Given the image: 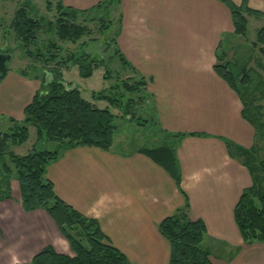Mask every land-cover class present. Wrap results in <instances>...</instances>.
<instances>
[{
	"label": "crops",
	"instance_id": "1",
	"mask_svg": "<svg viewBox=\"0 0 264 264\" xmlns=\"http://www.w3.org/2000/svg\"><path fill=\"white\" fill-rule=\"evenodd\" d=\"M62 1L88 9L101 0ZM226 1L264 11V0H117L110 8L115 48L128 62L123 65L127 77L145 78L150 122L162 140L168 137L176 145L180 186L164 166L139 151L152 146L129 147L117 139L118 133L108 150L88 145L64 149L47 167L57 195L96 218L131 264H169L171 243L159 223L187 201L188 217L206 224L203 244L211 251L212 264H264V241L246 243L234 215L242 191L253 180L225 140L250 148L258 133L244 118L236 90L214 68L226 39L232 46L238 37ZM246 17L247 34L252 22L258 34L264 17ZM0 79V121H22L40 79L12 68ZM30 132L29 126V137ZM48 144L36 139L33 147ZM11 195L0 200V264H30L48 245L74 254L46 210L23 208L15 177Z\"/></svg>",
	"mask_w": 264,
	"mask_h": 264
},
{
	"label": "trees",
	"instance_id": "2",
	"mask_svg": "<svg viewBox=\"0 0 264 264\" xmlns=\"http://www.w3.org/2000/svg\"><path fill=\"white\" fill-rule=\"evenodd\" d=\"M117 0H101L88 9H78L66 5L62 0L57 1L55 21L44 17H33L26 5L19 7L14 16L12 27L23 47L25 55L40 56L43 60L57 62V53L48 49L59 48L55 41L45 46L41 51L38 46L37 32L45 24L51 31H56L62 41H78L89 33L86 25L78 23L82 18L86 21H100L102 31L112 26L104 23L105 17L100 18L93 12L105 6V12L110 13L111 6ZM233 19L234 33L246 37L248 20L246 13L264 17V11L252 8L243 9L226 1ZM53 3L47 0V9L51 10ZM114 43H115V39ZM82 44H86L82 43ZM264 45V26L258 31L257 40L249 50L238 45L232 59H227L226 49L218 50V62L215 70L236 90L243 103L242 114L251 122L256 131L264 128V112L261 101L264 98V80L249 64L251 61L261 64L264 61L254 56V49ZM34 46L35 50L29 47ZM116 46V43H115ZM257 46V47H256ZM264 57V47L259 48ZM4 52L11 53L8 48ZM120 57L123 65L128 64L125 57L116 47L114 53ZM48 55V56H47ZM76 65L82 77H90L93 71L105 64L92 54L80 50L73 52L65 61ZM105 69L104 77H110ZM22 72L25 74L22 70ZM51 77L41 80L39 89L31 102L24 108V119L20 122L10 118L11 125L7 130L0 127V200L11 198V179L16 178L20 185L21 204L26 211L37 208L46 210L57 223L62 235L67 239L73 255L57 252L52 246L44 247L36 254L30 264H131L128 257L114 246L100 227L96 218L88 217L60 198L55 192L54 183L46 177L48 165L56 160L64 149L79 145L96 146L105 150L114 144L116 134V114L111 106H120L123 90L133 93L147 86L145 78L133 76L118 79L107 89L93 92V98L108 102L105 108L98 107L94 102L85 99L80 89L67 82L59 65L50 72ZM253 75L258 83L253 81ZM122 88V89H121ZM113 90L115 91L114 93ZM110 91V93H107ZM29 125L37 132V142H55L59 149L50 150L41 145L34 146L26 154H17L11 147L24 143L29 138ZM198 134V133H192ZM230 153L238 157L249 169L252 185L244 188L236 204L234 215L236 223L246 243L264 241V155L256 152L255 146L245 148L233 141L225 140ZM139 151L148 154L164 166L175 178L178 186L181 184L179 161L176 155V145L170 144L167 138L161 144L153 147H143ZM189 202L177 210L175 214L166 216L159 223L160 232L171 243L169 264H212L211 251L203 244L206 236V224L202 219H191L186 213Z\"/></svg>",
	"mask_w": 264,
	"mask_h": 264
},
{
	"label": "rangeland",
	"instance_id": "3",
	"mask_svg": "<svg viewBox=\"0 0 264 264\" xmlns=\"http://www.w3.org/2000/svg\"><path fill=\"white\" fill-rule=\"evenodd\" d=\"M53 3V8L51 10L47 9V0H0V49H7L11 52L12 57L8 61L9 68L14 71L19 72L23 70L28 76L34 77L41 80L45 77L50 78L53 67L59 65L64 73V78L67 82L73 86H77L82 96L94 102L98 107L105 108L108 105L107 101L98 100L93 98L94 91H100L107 89L110 85H114L118 79H124L127 77L129 70L125 68L118 55H115V27H108L102 31L101 22L96 21H84L82 18L77 20L78 23L86 25L89 33L84 35L78 41H62L58 38L56 31H51L44 24L43 27L37 32L38 36V46L41 51L49 53L46 51L45 46H48L50 41H55L59 48L48 47L50 52L57 53V62L49 59L48 61L43 60L40 56H27L23 47L21 46L19 40L12 27V22L16 11L19 7L26 5L29 13L35 17H44L46 20L55 21L57 17V11L55 4L60 0H51ZM106 7L103 5L93 12L100 18L105 17L104 23H110L108 19L112 18V12L107 14L105 12ZM256 22H252L250 30L247 36L244 38L238 36L237 39H232V46H229L230 39H226L224 42V49H226L227 59H232L236 50L240 52L242 49H238V45H242L244 50H249L253 42L257 40V25ZM86 44H82L85 43ZM229 46V47H228ZM257 47V46H256ZM35 50L34 46L29 47ZM84 50L93 56L102 59L105 64L100 65L93 71L92 76L82 77L79 74L78 67L69 61L63 64L61 61H65L73 52H78ZM235 51V52H234ZM243 51V50H242ZM254 56H259L261 59L264 57L258 51V48L254 49ZM237 53V52H236ZM48 56V55H47ZM264 61V60H263ZM253 67L259 75H261L264 80V69L261 64L256 63V61H251L249 64ZM110 70L107 72L110 77H104L105 69ZM2 79H0V82ZM253 81L258 83V78L253 75ZM121 82V81H118ZM122 89V88H121ZM146 88L137 89L133 93L123 90L124 95L121 97L120 106H111V110L116 114V133H118L117 139H120L129 147L137 146H155L163 142L162 136L157 128H155L150 121H152L151 109L152 104L150 101V96L146 92ZM115 91L113 90L112 93ZM107 93H110L108 91ZM263 104L264 112V98L261 101ZM0 127L3 130H7L11 125V121L8 118H1ZM21 122V121H20ZM31 128L29 139L19 147H12L15 153L23 154L28 152V150L33 149V145L36 142L37 132L33 125H29ZM264 126V125H263ZM168 138V137H167ZM119 140V141H120ZM169 140V139H168ZM39 146V145H38ZM255 149L260 156L264 155V128L258 130V134L255 140ZM47 148L50 150L59 149V145L55 142H49Z\"/></svg>",
	"mask_w": 264,
	"mask_h": 264
},
{
	"label": "water",
	"instance_id": "4",
	"mask_svg": "<svg viewBox=\"0 0 264 264\" xmlns=\"http://www.w3.org/2000/svg\"><path fill=\"white\" fill-rule=\"evenodd\" d=\"M11 57V53L0 52V78H3L8 73V61Z\"/></svg>",
	"mask_w": 264,
	"mask_h": 264
},
{
	"label": "flooded vegetation",
	"instance_id": "5",
	"mask_svg": "<svg viewBox=\"0 0 264 264\" xmlns=\"http://www.w3.org/2000/svg\"><path fill=\"white\" fill-rule=\"evenodd\" d=\"M0 52H4V49H2V50L0 49ZM5 53H7V52H5Z\"/></svg>",
	"mask_w": 264,
	"mask_h": 264
}]
</instances>
